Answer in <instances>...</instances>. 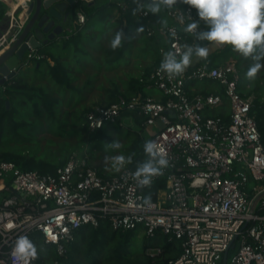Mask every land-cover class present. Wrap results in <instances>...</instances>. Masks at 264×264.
Masks as SVG:
<instances>
[{"label": "built area", "instance_id": "obj_1", "mask_svg": "<svg viewBox=\"0 0 264 264\" xmlns=\"http://www.w3.org/2000/svg\"><path fill=\"white\" fill-rule=\"evenodd\" d=\"M0 2L7 7L4 15L16 36L13 9L19 0ZM118 6L126 8L124 3ZM163 8L172 22L145 26L147 35L165 40L158 50L161 60L169 50L199 43L196 32L204 30L197 10L185 0ZM74 13L77 27L85 15L80 10ZM147 16L146 9L139 11L140 18ZM192 20L198 21L197 29L186 31ZM2 44L6 45L0 53L10 43ZM41 57L36 50L25 53L27 63ZM158 69L154 67L144 81L158 95L119 97L109 106L94 107L85 123L93 132L111 123H131L130 116L121 117L123 110L140 114L143 129L153 130L149 140L169 161L152 179L164 178L166 189L146 200L144 193L151 184L138 185L132 176L136 167L125 164L105 175L77 153L53 174L22 171L13 162L0 160V264H48L38 256H17L13 251L17 237L38 231L41 242L55 245L56 254L62 255L78 228H95L100 218L115 230L139 228L148 236L159 230L179 240L181 252L168 264H222L226 250L225 264H264V186L258 183L264 178V146L250 113L253 95L239 91L235 60L210 66L209 60L196 64L192 58L183 73L172 77ZM206 79L222 85L224 97L199 92L189 96L185 83ZM190 90L195 91L192 86ZM225 106L227 116L206 113L226 112ZM159 250L153 247L147 253Z\"/></svg>", "mask_w": 264, "mask_h": 264}, {"label": "trees", "instance_id": "obj_2", "mask_svg": "<svg viewBox=\"0 0 264 264\" xmlns=\"http://www.w3.org/2000/svg\"><path fill=\"white\" fill-rule=\"evenodd\" d=\"M121 1L126 5L123 11L118 6L119 3H111L110 6L102 3L93 5L76 3L72 12L73 17H75L74 12L80 10L85 14V22L77 27L71 24L69 31L65 30L60 39L38 47L36 53L42 57L32 58L30 60L32 65L27 63L30 66L20 76L12 77L1 85L4 97L0 98V135L6 126L14 136L27 132L35 136L46 134L49 137L46 138L47 143L43 147L34 140L24 153L0 151V160L11 161L22 171L53 174L56 168L62 166L75 151L79 156H86L87 161L90 162L87 151H82L85 145L100 141L108 150L111 149V142L115 140L110 136L111 134L114 136L123 134L125 137L126 141L123 142L124 149L121 153L132 157L131 161L126 163L131 168L137 167L148 158L143 145L150 137L143 134L144 129L141 126L143 117L140 114L134 111H122L121 117H131L129 124L135 129L130 131L128 127L111 123L102 129L90 132L85 123L87 113L96 106H109L119 97L129 99L139 94L142 96L149 94L151 90L147 88L145 78L161 62L158 50L165 45V40L154 34L147 35L145 30L146 25L159 24H154L150 15L144 19L140 18V10L133 13L136 0ZM5 8V4L0 2V21H6L4 24L7 25ZM28 13L29 10L26 9L24 14L28 15ZM114 13L117 17L112 20ZM168 19L171 23L172 20ZM17 20L18 18L14 23L16 28L19 26ZM96 22H101L105 26L100 31H96ZM122 22L125 25L120 46L115 49L105 46L102 40L110 41L115 34H110V30ZM201 26L204 29L207 28L203 20ZM131 31L139 32L143 42H146L142 57L150 53L152 63L145 64L136 74H127L124 79H120V83L109 80L110 88L99 85L98 87L104 91L105 95L100 98L99 103L84 106L85 95L92 88L91 76L86 75L81 84H78L79 75L83 74L87 65L92 68L100 66L99 62L91 59L90 53L96 52L105 67L119 64L124 54H129L132 46ZM210 43L212 42L201 40L198 44L205 46ZM56 47L60 49L55 50ZM228 57L235 60L239 91L241 83L246 82L250 85L245 90L246 94H256L252 100L250 113L254 116L256 128L264 146V100L259 99L264 92V66L256 72L254 78H247L245 73L254 61L251 56L244 57L228 44H223L196 64L209 60L210 66H218L224 63L225 59L228 60ZM261 63L264 64V60ZM185 85H187L189 96L195 92L223 96V86L210 79L186 82ZM191 86L195 91L190 90ZM6 101H8V108L5 105ZM206 113L221 116L225 114V111L224 109L218 112L208 110ZM70 137L74 138V141L69 140ZM113 172L105 175H111ZM258 183L264 186V178ZM150 186L144 193V198L150 196V200L155 199L158 190H164L167 187L165 179L161 177ZM26 236L36 246L38 261L48 264H168L181 252L179 240L170 239L159 230H155L149 236L139 228L115 230L110 227L105 218H100L95 228L90 225L78 228L73 240L64 246L65 251L62 255L56 254L55 245L43 244L38 231H32ZM153 247H158L159 252L148 254L149 248Z\"/></svg>", "mask_w": 264, "mask_h": 264}, {"label": "clouds", "instance_id": "obj_3", "mask_svg": "<svg viewBox=\"0 0 264 264\" xmlns=\"http://www.w3.org/2000/svg\"><path fill=\"white\" fill-rule=\"evenodd\" d=\"M177 0H136L133 13L141 9L147 12L159 13L162 7H171ZM197 10V15L202 19L207 28L196 32L197 40H207L218 45L228 44L244 57L251 56L254 61L247 69V78H254L256 72L264 66V0H185ZM198 21L192 20L186 26V31L197 29ZM123 34L115 32L110 40V47L115 49L120 46ZM176 51H167L159 64L158 71L167 73L170 77L183 73L192 62V57L206 58L208 47L201 44H185ZM178 53V55H177ZM112 148H120V142L113 140ZM143 150L147 159L139 163L132 173L139 186L151 184L154 176L161 174L168 166V159L162 155L163 149L157 151L152 140H146ZM111 167L119 170L130 162L132 157L123 153L106 156ZM150 200V196L145 197ZM11 227V225H9ZM13 251L17 256L35 258L37 250L35 244L26 236L20 235L15 240Z\"/></svg>", "mask_w": 264, "mask_h": 264}, {"label": "rangeland", "instance_id": "obj_4", "mask_svg": "<svg viewBox=\"0 0 264 264\" xmlns=\"http://www.w3.org/2000/svg\"><path fill=\"white\" fill-rule=\"evenodd\" d=\"M19 16V15H18ZM20 17V16H19ZM18 17V18H19ZM117 17V15L115 16ZM96 31H100L105 25H103L101 22H96ZM123 26L119 25L117 27H114L110 30V34H113L117 31H120L123 34ZM13 35V34H12ZM130 37H132V46L129 49V54H124L122 60L117 65H111L108 67H105V65L101 62V58L98 56L96 52H91L90 57L95 62H99L100 66L92 68V66L87 65L84 68L83 74L79 75L78 78V84H81L83 79L86 77V75L91 76V91L85 95V99L83 101L84 106H91L95 105L96 103H99L100 98L105 95L104 91L100 89L98 86L101 85L105 88H110L109 80H115V82L120 83V79H124L127 74L138 73L139 69L144 67L145 64H151L152 58L151 54L147 53L145 57H142L144 54L142 51H144L146 42H143V38L139 35V32L131 31ZM103 44L105 46H110V41L107 39L102 40ZM5 47L6 44H2ZM219 46L215 42H212L208 44L206 47H208L209 51L219 48ZM150 48V47H149ZM59 47H56L55 50H59ZM150 51V50H148ZM32 77V76H31ZM32 80H35V78H32ZM240 91L242 92L244 90V82L241 83ZM119 85V84H118ZM79 107V106H77ZM72 111V110H68ZM218 112L219 110H216ZM125 128H129V131L132 129H135L133 125H130L126 120L124 121V125H122ZM151 127H147L143 130V134L147 136L148 132L151 131ZM139 130V129H137ZM132 133V132H131ZM115 140H118L120 142V148H112L107 149L104 144H102L100 141L94 142L92 144L85 145L82 151H87L86 154L90 158V162L93 166L96 168L102 170L101 172L110 173L114 171L111 167L110 160H106V156H112L114 154L121 153L123 151V142L126 141L125 137L122 135L114 136V134L110 135ZM49 137L48 135L44 134L43 136L39 135H31L27 132L22 133V135L14 136L12 135L8 128L5 126L3 129L1 135H0V151H13L17 153H24L26 152L28 146L34 141H38V145L40 147H43L47 142L46 138ZM54 139L57 140L56 137ZM71 141H74V138H68ZM87 149V150H86ZM77 151L73 152L76 153Z\"/></svg>", "mask_w": 264, "mask_h": 264}, {"label": "water", "instance_id": "obj_5", "mask_svg": "<svg viewBox=\"0 0 264 264\" xmlns=\"http://www.w3.org/2000/svg\"><path fill=\"white\" fill-rule=\"evenodd\" d=\"M78 2L79 0H32L30 15L22 14L18 18L16 36L13 35L10 44L0 53V85L26 70L27 51L60 39L69 17L67 9H74ZM9 28L8 24L1 27L3 31L0 32V38L10 31ZM5 105L8 108V101ZM226 257L227 250L222 256V264L226 263Z\"/></svg>", "mask_w": 264, "mask_h": 264}, {"label": "crops", "instance_id": "obj_6", "mask_svg": "<svg viewBox=\"0 0 264 264\" xmlns=\"http://www.w3.org/2000/svg\"><path fill=\"white\" fill-rule=\"evenodd\" d=\"M79 2H82L83 4H87V5H93L94 3H98V4H100V3H102V4H106V5H108V6H110V4L111 3H116V4H118V3H121L122 1L121 0H79ZM30 5H32V0H19V3L18 4H16V7L13 9V12H14V15H15V18L17 19L19 16H21L22 14H24V12H25V10L26 9H28L29 10V13L31 12V10H32V7L31 8H29L30 7ZM7 8V7H6ZM146 9V8H145ZM68 10V12H69V17L67 18V23H65L64 24V28H65V30H69L70 29V26H71V24H73V20H74V17H73V8L72 9H70V7H69V9H67ZM147 10V9H146ZM28 13V15H26V16H29L30 14ZM19 15V16H18ZM85 15V14H84ZM117 14L116 13H114L113 14V18H112V20L113 19H115ZM149 15H150V18H151V20H152V22L155 24H162V25H164V24H168L169 22H170V20L166 17V15H165V11H164V9H163V7L161 8V10H160V12L159 13H152V12H150L149 11ZM8 19V26L9 25H11V23H10V20H9V18H7ZM85 20H86V17H85ZM6 21H0V28H1V26H5V23ZM111 22V21H110ZM109 22V23H110ZM120 25H122L123 27H124V25H125V23L124 22H122ZM12 26H13V24H12ZM10 29V28H9ZM7 33V32H6ZM5 35V33L2 35V36H4ZM0 39H2V38H0ZM49 43H52V41L51 42H48L47 44H49ZM205 46H207V45H205ZM222 46V45H221ZM221 46H219V47H221ZM217 49V48H216ZM215 49H213V50H211V51H209L208 52V54L209 53H211L212 51H214ZM228 58H231V57H228ZM202 58L201 57H197V56H194L193 57V60H194V63L195 62H198V61H200ZM227 59H225L224 60V62L226 61ZM32 63V62H31ZM30 63V64H31ZM30 64L28 65H26V68H28L29 66H30ZM32 65V64H31ZM21 75V73L20 74H17L16 75V77L17 76H20ZM245 84V86H244V90L242 91L243 92V94H245L246 93V89L247 88H249L250 87V85L248 84V83H244ZM153 95H158L157 94V92L155 91V92H151ZM150 93V94H151ZM252 94V93H251ZM255 94V93H254ZM254 94H252L253 95V99L255 98V95ZM260 95V94H259ZM2 97H4V92H3V89H2V86L0 85V98H2ZM260 100H264V92H262V95H261V97L259 98ZM225 110H226V112H225V114L224 115H226L227 116V113H228V109H227V107L225 106ZM153 132V130L151 129V131H149L148 132V134H147V136L148 137H150L149 136V134L150 133H152ZM100 171V170H99ZM101 172V171H100ZM103 174H106V172H102ZM154 254H156L155 252H153Z\"/></svg>", "mask_w": 264, "mask_h": 264}, {"label": "bare ground", "instance_id": "obj_7", "mask_svg": "<svg viewBox=\"0 0 264 264\" xmlns=\"http://www.w3.org/2000/svg\"><path fill=\"white\" fill-rule=\"evenodd\" d=\"M12 37H13V35L11 34V31H7V33L4 35V36H2L1 38L2 39H0V45H1V43L2 42H4L5 40L8 42V44L12 41ZM161 193V192H160Z\"/></svg>", "mask_w": 264, "mask_h": 264}, {"label": "flooded vegetation", "instance_id": "obj_8", "mask_svg": "<svg viewBox=\"0 0 264 264\" xmlns=\"http://www.w3.org/2000/svg\"><path fill=\"white\" fill-rule=\"evenodd\" d=\"M3 28V26H1ZM0 32H2V29L0 28ZM6 34V33H5Z\"/></svg>", "mask_w": 264, "mask_h": 264}]
</instances>
